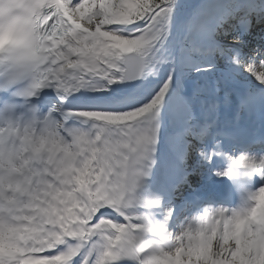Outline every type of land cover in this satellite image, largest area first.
Segmentation results:
<instances>
[{
	"label": "snow or ice",
	"instance_id": "obj_1",
	"mask_svg": "<svg viewBox=\"0 0 264 264\" xmlns=\"http://www.w3.org/2000/svg\"><path fill=\"white\" fill-rule=\"evenodd\" d=\"M243 154L264 193V0H0V264H264L184 195Z\"/></svg>",
	"mask_w": 264,
	"mask_h": 264
},
{
	"label": "clouds",
	"instance_id": "obj_2",
	"mask_svg": "<svg viewBox=\"0 0 264 264\" xmlns=\"http://www.w3.org/2000/svg\"><path fill=\"white\" fill-rule=\"evenodd\" d=\"M259 162L264 163V156L260 157ZM257 163L255 154L252 156L243 154L242 157H233L224 162L226 173H230L227 177L234 183L237 190L238 202L234 208L242 214L264 213V193L252 187V182L256 178Z\"/></svg>",
	"mask_w": 264,
	"mask_h": 264
},
{
	"label": "bare ground",
	"instance_id": "obj_3",
	"mask_svg": "<svg viewBox=\"0 0 264 264\" xmlns=\"http://www.w3.org/2000/svg\"><path fill=\"white\" fill-rule=\"evenodd\" d=\"M191 2V1H190ZM256 45H252L251 47H255ZM248 49H245V51H247ZM217 177L212 176V178L209 180V184H212V182H214L216 180Z\"/></svg>",
	"mask_w": 264,
	"mask_h": 264
},
{
	"label": "rangeland",
	"instance_id": "obj_4",
	"mask_svg": "<svg viewBox=\"0 0 264 264\" xmlns=\"http://www.w3.org/2000/svg\"><path fill=\"white\" fill-rule=\"evenodd\" d=\"M187 2H190V1H187Z\"/></svg>",
	"mask_w": 264,
	"mask_h": 264
}]
</instances>
